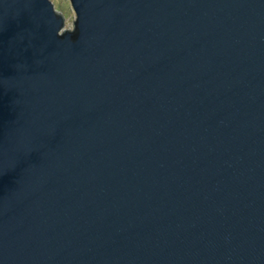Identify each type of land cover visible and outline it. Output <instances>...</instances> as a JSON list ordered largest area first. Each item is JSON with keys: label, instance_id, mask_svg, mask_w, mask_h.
Returning <instances> with one entry per match:
<instances>
[{"label": "water", "instance_id": "1", "mask_svg": "<svg viewBox=\"0 0 264 264\" xmlns=\"http://www.w3.org/2000/svg\"><path fill=\"white\" fill-rule=\"evenodd\" d=\"M0 0V264H264V0Z\"/></svg>", "mask_w": 264, "mask_h": 264}, {"label": "rangeland", "instance_id": "2", "mask_svg": "<svg viewBox=\"0 0 264 264\" xmlns=\"http://www.w3.org/2000/svg\"><path fill=\"white\" fill-rule=\"evenodd\" d=\"M58 11L65 16V28H74V20L76 19L75 11L70 0H52Z\"/></svg>", "mask_w": 264, "mask_h": 264}]
</instances>
